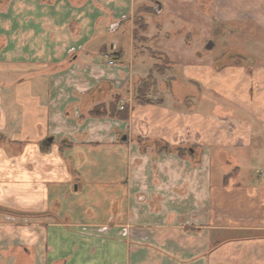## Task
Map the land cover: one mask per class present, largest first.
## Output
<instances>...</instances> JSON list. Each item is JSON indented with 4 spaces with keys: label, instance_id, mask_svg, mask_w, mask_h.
<instances>
[{
    "label": "crops",
    "instance_id": "0c3cea01",
    "mask_svg": "<svg viewBox=\"0 0 264 264\" xmlns=\"http://www.w3.org/2000/svg\"><path fill=\"white\" fill-rule=\"evenodd\" d=\"M142 1L0 0V264H264V0H197L227 59L166 24L136 49Z\"/></svg>",
    "mask_w": 264,
    "mask_h": 264
},
{
    "label": "rangeland",
    "instance_id": "374dc122",
    "mask_svg": "<svg viewBox=\"0 0 264 264\" xmlns=\"http://www.w3.org/2000/svg\"><path fill=\"white\" fill-rule=\"evenodd\" d=\"M142 2L143 3L138 5L139 10L137 9L138 12L136 13L135 18L137 16H140L143 19H145L147 23L149 24L148 31L145 32L146 35H152L153 33H156L159 30L157 26H161L164 29L165 27L164 24H166V29H168L169 31L168 32L169 36H175L174 33L176 30L178 32H182L186 30L189 36L191 35L194 38L192 39L195 45L196 44L195 41L198 39H195L194 34L197 36L200 33V36H199L200 42L204 46H206L210 42H214L216 44V46H214L213 49L210 51L211 54H213L214 56H220L223 59H227L229 57L228 55L229 52L227 48L229 42L227 41V39H225V37L223 36H216V35L211 37V35L215 32L214 28L211 25L207 24V21H206L207 19H205L204 22H201L202 21L200 20L201 16L196 14V11L198 9L200 10L198 6L200 4V1L199 3H197V0H144ZM203 2L205 4V8H206L205 11H206V16H207V13L208 14L212 13V0H203ZM159 3L162 5V8H163L162 13H157L158 12L157 8H158ZM204 4L201 3L200 5L203 6ZM142 18H140L141 21L139 20V22H143ZM189 20H191V22H193L194 24H196L198 21V24H200V27L202 28L197 27V25H194V24L191 25L190 23H187V21ZM127 22H129V20H127ZM136 46H137L136 49L142 50V48L148 47L149 45H148V42H142L140 40V41H137ZM152 58L154 59V62L156 64L162 67L165 66V69L166 67H169L173 64L171 63L172 62L171 59L167 57L163 52H160V51H152ZM261 169H259V167L257 168V172H259L258 174L264 171V168H262V166H261ZM107 227L108 229L103 233L92 231L91 234L92 235L97 234L101 236L103 239H106V238L110 239V237L116 234L111 233V229H112L111 225H108ZM122 228L123 227L120 228L117 234L124 239H128L130 241L128 242L131 243L132 241L131 235L129 234L123 235V233L121 232ZM83 230H84L82 231L83 238L87 236H91L89 235V232H87L88 229L83 228Z\"/></svg>",
    "mask_w": 264,
    "mask_h": 264
},
{
    "label": "trees",
    "instance_id": "16d2710c",
    "mask_svg": "<svg viewBox=\"0 0 264 264\" xmlns=\"http://www.w3.org/2000/svg\"><path fill=\"white\" fill-rule=\"evenodd\" d=\"M140 18L142 17L137 16L134 19V24H135V29L133 32L134 41L135 43H137V41H140V40L142 42H150L151 38H148L143 35L145 32L148 31L149 24L143 18H142L143 22H139ZM153 70L157 71L159 74H163L165 72V66L162 67L156 64ZM156 83L157 82H156L155 77L153 76V73H151L147 77V79L143 81V83L139 86L137 90V100L139 103L146 104L150 101L148 98V95L151 92V90L154 89V87L156 86ZM119 102H120V99L117 98L115 101H113L110 104L109 109L104 104L98 105L90 112V114L95 117L110 116V117L126 120L129 118V115H130L129 106L125 104L124 108L121 110L118 106Z\"/></svg>",
    "mask_w": 264,
    "mask_h": 264
},
{
    "label": "built area",
    "instance_id": "2783aa9c",
    "mask_svg": "<svg viewBox=\"0 0 264 264\" xmlns=\"http://www.w3.org/2000/svg\"><path fill=\"white\" fill-rule=\"evenodd\" d=\"M111 63L113 64L114 61H112ZM107 229H108V227L107 226H104V227H101V228L96 229V232L103 233ZM121 232L123 233V235H127V234H129L131 236L134 235V230L131 227H123Z\"/></svg>",
    "mask_w": 264,
    "mask_h": 264
},
{
    "label": "water",
    "instance_id": "95a60500",
    "mask_svg": "<svg viewBox=\"0 0 264 264\" xmlns=\"http://www.w3.org/2000/svg\"><path fill=\"white\" fill-rule=\"evenodd\" d=\"M212 46H213V44L210 42V44L208 45V47H210V48H211Z\"/></svg>",
    "mask_w": 264,
    "mask_h": 264
}]
</instances>
